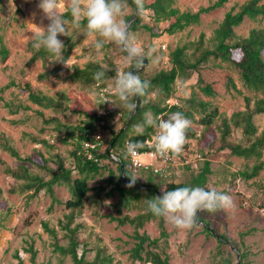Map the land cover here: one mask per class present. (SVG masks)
<instances>
[{"label":"rangeland","instance_id":"rangeland-1","mask_svg":"<svg viewBox=\"0 0 264 264\" xmlns=\"http://www.w3.org/2000/svg\"><path fill=\"white\" fill-rule=\"evenodd\" d=\"M215 1L175 0V6L182 11L195 12L201 6H208ZM245 1L247 0H228L224 6L202 14L199 24L190 25L174 34L165 31L170 21L156 23L151 11H144L142 26L132 32L143 50L147 51L152 47L156 49L155 56H158L159 60L153 63L149 59L141 70V76L151 78L160 70L169 69V53L177 46L186 45L188 52L192 53L202 33L204 45L211 47L215 30L225 13L231 8L237 9ZM38 3L39 0H0V132L11 138L12 144L22 156H32L40 164L48 158V165L53 168H57L59 160H63L66 167L73 168L72 142L63 141L64 132L56 130L57 123H45L44 118L57 117L62 123L78 125L87 117L84 111L92 113L95 107L100 113L108 109L110 114L106 125L99 127L103 142L106 143L114 132L125 127L128 110L115 95L112 78L106 81V89L100 90L99 86L84 89L80 83L70 79L72 67L74 65L84 67L90 61L100 62L107 68L119 66L129 70L130 67L124 65L122 57L125 54L117 45L106 43L98 53L92 47L94 37H86L83 34L84 28L77 30L69 22L67 36L59 37L64 42L72 35V39L76 41L67 62L69 67L64 64L59 75L39 79V74L51 69L54 63L50 61L51 58L47 61L29 62L32 55L29 48L30 36L31 31L35 29L31 23L39 24L42 16L37 8ZM33 12L36 13L35 18L32 16ZM134 12V9L128 5L126 19L134 15ZM47 23L48 21L44 20L43 26ZM144 25L152 29L144 28ZM253 28L264 30V17L257 21L246 19L235 28V32L245 37ZM3 49L8 51L6 57H3ZM226 73L233 75L242 93L231 89L223 96L208 97L196 88L198 97L209 102L213 107L217 106L220 116L210 126H205L199 122L203 114L195 113L197 121H192L191 126L196 129L197 134L194 138L186 140L181 152L182 158H187L191 164L173 170V177H167L168 180L154 176L153 183L164 188L165 183L170 180H175L177 183L189 181L193 174L201 170L205 160H209L212 173L208 175L206 188L228 194L233 204L227 210L199 213L197 220L204 224L197 221L191 229H177L165 219L169 235L167 238H161L159 246L157 248L152 246V249L165 250L171 264H217L224 259H229L233 264H242V262L264 264V169L257 177L245 180L239 175V171L252 166L255 160L238 157L231 154L229 149L222 148L223 120L230 118L236 111L246 109V96L252 97L251 104H253L256 93L244 88L239 72L233 65L211 60L205 66H201L199 71L193 72L188 79L183 77L177 79L178 94L184 103V100L192 94L199 75L206 82L217 81L222 87ZM11 81H15L18 85L6 88ZM25 84H29L34 91L55 97L78 112L43 108L31 103L28 100V91L21 88ZM93 92L97 95L93 96ZM101 98L107 101L104 105L101 103ZM156 98L157 93L149 91L144 103ZM6 101L14 102L16 105L27 104L31 108L11 113L4 105ZM132 101L134 102V98ZM40 113H43L44 117ZM254 122L260 134L264 130V114L255 115ZM133 133V130L129 132V134ZM226 139L229 143L249 142L243 130L234 124L231 125L230 134ZM112 160L116 161L114 158ZM112 160L104 159L103 164L118 173L117 164ZM16 163L17 160L0 147V264H19L17 251L22 264H34L31 260V252L27 250L31 245L37 250L36 264H73L70 256H60L59 253H55L54 238L44 227V223H48L49 226L57 228L60 243L66 244L68 239L64 237L59 221L65 219L64 215L68 210L63 204L53 203L51 196L44 190L34 197L29 196L30 192L17 191L19 181L6 171V167L15 168ZM27 165L33 173L48 177L45 169L33 163ZM192 165H196L197 168H193ZM109 169H104L90 178V195L96 192V187L99 185L111 186ZM134 172L141 177L137 180L138 183H148L150 174H142L136 170ZM76 174L75 171L74 175ZM54 189L59 199L67 200L71 197L67 185L55 186ZM118 199L117 192L109 198L102 194L101 201L90 199L81 211H77L74 224L81 225L79 236L88 249L87 258L91 260L96 253L95 248L101 246L106 247L107 253L114 256L112 264H150L133 260L130 256L129 251L135 244L134 227L130 224L118 225L107 216L110 213L117 215L113 203ZM140 212L141 207H133L124 209L122 215L135 216ZM206 224L211 231L205 230ZM140 232H146L152 238H159L158 220L147 222ZM219 235L226 237L223 243L219 241ZM82 249L83 244L79 248L80 253Z\"/></svg>","mask_w":264,"mask_h":264},{"label":"trees","instance_id":"trees-1","mask_svg":"<svg viewBox=\"0 0 264 264\" xmlns=\"http://www.w3.org/2000/svg\"><path fill=\"white\" fill-rule=\"evenodd\" d=\"M227 1L228 0H216L208 6H201L197 11L192 12L182 11L175 6V0H144V9L145 11H151L152 18L156 23L170 21L171 23L165 31L174 34L190 25L199 24L202 14L209 13L212 10L224 6ZM127 4L135 11L133 0H127ZM132 16L133 15L129 16L128 20ZM262 17H264V0H247L237 9L231 8L225 13L219 27L215 30L211 47L204 45V34L202 33L192 53L188 52L186 45L177 46L169 53V69H162L151 78L141 76V71L137 72L136 74L139 75L142 80L150 82L148 92L155 91L157 93V98L144 103L146 95L143 98H139V104L134 113L126 111L125 127L121 128L118 132H114L109 141L106 143L103 142L101 151L96 153V155L102 159L101 162L91 160L87 157L83 143L87 139L86 134L97 131L100 126L104 127L106 125V120L110 114L108 109H104L100 113L95 107L92 113L84 111L83 113L86 114L87 117L78 125L62 123L57 117L44 118L45 123H57L56 130L64 132L63 141L72 142V156L74 158L73 168L66 167L63 160H59L58 167L53 168L48 165V158H45L43 164H40L39 161L32 156H22L12 144L11 138L0 132V147L9 152L10 155L17 160L15 168L6 167V171L19 181L16 190L22 193L30 192V197H34L44 190L46 194L51 196L53 203L63 204L65 209L68 210V213L64 215L65 219L59 221V226L64 232V237L68 239L66 244L60 243L57 228L49 226L48 223H44L45 230L54 238L53 248L55 253H59L60 256H70L73 264H112L114 256L111 253H107L106 247L97 246L95 248L96 253L94 257L91 260L87 258L88 249L84 246L83 240L80 239L79 236L81 225L74 223L77 217V211H81L88 200L94 199L98 202L101 201L102 194H105V197L109 198L117 192L119 194V199L113 203V208L117 215L110 213L107 216L111 221H116L118 225L130 224L134 227L133 238L135 239V244L129 251L132 259L150 264H171L169 255L165 250L159 251L152 249V246L157 248L160 239L167 238L169 234L166 229L165 218L157 217L148 211L146 199L162 194L163 189L172 190L178 186L206 187L209 181L208 175L212 173L211 162L205 160L201 170L193 174L189 181L177 183L175 180H170L165 183L163 188L153 183L155 179L154 176L160 177L162 180H168L167 177H173L172 172L154 174L153 172L142 169H135L130 164L131 160L126 159L124 156L125 145L130 141L140 140L145 142L146 139L154 133L155 130L153 128H146L143 135H137L135 132L129 134V132L133 130V125L143 122L144 113L147 111H151L154 116L163 114L165 118H167L168 113L179 111L191 121H197L194 115L200 112L203 116L199 122L205 126H210L215 119L220 116L219 109L217 106L213 107L209 102L201 100L197 95L196 88L208 97L223 96L229 93L231 89L242 93V90L238 88L231 73H226V79L222 87L217 81L212 80L206 82L199 75L192 94L184 100V103L181 102L180 105L168 108L165 102L174 94L173 85L179 77L188 79L193 72L199 71L201 66H205L211 60L214 62L219 60L220 63L228 62L233 65L239 72L244 88L256 93L253 104H251L252 97L246 96V109L236 111L230 118H225L223 120L224 144L222 148L229 149L231 154L238 157L255 160L252 166L239 171V175L243 179H253L260 174L264 169V130L258 134V127L254 122V117L255 115L264 114V30L253 28L247 36L243 37L236 34L235 28L240 26L246 19L257 21ZM67 19L71 22L70 16L67 17ZM141 21L142 17H138L130 25V30L135 31L139 29L142 26ZM81 28H83V26ZM144 28L149 30L152 29L147 25H144ZM72 37V35L68 36L63 42L64 51L62 59L66 60V62H68L72 50L76 45V41H74ZM29 48L32 52L29 59L30 63L38 60L47 61L50 58L52 60L56 59V57H51L43 48L40 50L34 49L31 42H29ZM2 52L3 57H6L8 51L3 49ZM53 63L54 65L51 69H46L43 73L39 74V79L43 80L50 76L59 75L64 63L61 61H53ZM72 70L70 79L80 83L84 89H88L91 86H99L98 89L100 90L106 89V81L115 75L114 67L107 68L97 61H90L84 67L74 65ZM129 70L134 69L129 68ZM98 71H103L105 74L104 78L100 81L93 79L94 73ZM13 85L18 84L15 81H11L6 85V88ZM21 88L28 91V100L33 104L43 108L78 112V110L72 109L70 105L63 104L53 96L44 94L41 91L32 90L29 84H25ZM135 101L136 98H134V102ZM103 102L104 99L102 98V105L105 104ZM4 105L10 109L11 113H17L20 110H28L31 108V106L27 104L19 103L16 105L14 102L9 101H6ZM104 111H107V114H104ZM132 114L133 116L131 118ZM40 115L44 117L43 113H40ZM232 124L243 130L244 135L249 139L247 144L241 142H227L226 138L230 134ZM196 134V129L191 126L187 132V139L194 138ZM109 148L110 153L119 158V162H117L116 159V161L112 160L113 158L111 159L108 151ZM178 156H181V153ZM104 159L114 161L117 164L118 173L103 164ZM27 163H33L45 169L48 177L46 178V176L33 173ZM121 165H123L124 174L127 166H129L128 171L130 174L133 173L134 170L142 174H150L148 176V183L144 185L151 188H138L136 186L131 188L126 187L129 180L126 176L125 178L127 180L123 177ZM104 169H109L110 171L109 182L111 186L99 185L96 187V192L90 195V178L99 174ZM75 171L77 172L76 175H74ZM65 185L68 186L71 197L67 200H62L56 196L54 187ZM52 206L53 204H51V207ZM133 207H141V212L135 216H130L128 214L122 215L124 209H132ZM154 219L158 220L160 228L159 238H152L148 233L140 232V229L143 228L147 222ZM205 226V230L211 231L207 224ZM218 239L223 243L226 237L219 235ZM82 244L83 249L80 253L79 248ZM27 250L31 252V260L36 264L37 250L34 249L33 245ZM16 257L19 259V264H22V259L18 251ZM217 264L233 263L229 259H224V261Z\"/></svg>","mask_w":264,"mask_h":264},{"label":"clouds","instance_id":"clouds-1","mask_svg":"<svg viewBox=\"0 0 264 264\" xmlns=\"http://www.w3.org/2000/svg\"><path fill=\"white\" fill-rule=\"evenodd\" d=\"M136 15L143 17L144 0H133ZM38 10L42 13L40 23L35 24L31 31L30 42L34 49L43 48L55 60L61 61L69 67L66 60L62 59L64 43L59 37L68 33L69 20L71 26L79 30L84 28L86 37H94L92 47L99 53L106 43L117 45L122 53L124 65L134 70H125L117 66L112 77L113 91L121 104L129 112H134L137 103L132 98H143L147 95L150 82L142 80L136 73L145 67L149 59L158 62L155 56L156 49L143 50L134 33L130 30L129 21L126 19L128 11L127 0H39ZM35 18L36 13H32ZM47 20L46 26L43 21ZM104 72L94 73L93 79L100 81ZM93 96L97 95L95 92ZM102 99V98H101ZM107 101H104L105 103ZM192 121L182 112H171L167 118L154 116L151 111L144 113L143 122L133 125L137 135H143L146 128H153L151 137L154 152L160 157L178 156L186 143L187 132ZM145 146L144 141H130L125 145L124 156L135 165L140 150ZM117 162L119 158L116 157ZM126 167L125 176L129 182L126 187H133L141 177L135 172L129 173ZM232 198L228 194L213 188L201 186H178L172 190H162L161 195L146 199L148 211L157 217H163L174 224L177 229H191L197 224L198 214L201 212H216L232 207Z\"/></svg>","mask_w":264,"mask_h":264},{"label":"built area","instance_id":"built-area-1","mask_svg":"<svg viewBox=\"0 0 264 264\" xmlns=\"http://www.w3.org/2000/svg\"><path fill=\"white\" fill-rule=\"evenodd\" d=\"M173 88L174 94L165 102V105L168 108L180 105L182 102L180 95L178 94L179 82H177V80L173 85ZM104 114H107V111H104ZM159 116H163V114H160ZM152 135L146 139L145 147L143 150H140V155L137 156L135 165H132V162L130 163L132 167L138 170L142 169L153 172L154 174H162L169 173L170 171L172 172L175 169H180L182 166L184 167L191 164L187 158H182V156L160 157L154 152V149L151 146L153 143L151 140ZM86 137L87 139L83 143V147L86 150L85 154L89 159L101 162L102 159L96 155V153L100 152L103 147V136L100 129L92 133L89 132L86 134ZM192 166L193 168H197L196 165Z\"/></svg>","mask_w":264,"mask_h":264},{"label":"water","instance_id":"water-1","mask_svg":"<svg viewBox=\"0 0 264 264\" xmlns=\"http://www.w3.org/2000/svg\"><path fill=\"white\" fill-rule=\"evenodd\" d=\"M138 18V16L136 15V8H135V12H134V15L129 19V24L131 25L136 19ZM146 62L147 61H145V64H146ZM136 103H137V105L139 104V98H136ZM138 107V106H137ZM137 109V108H136ZM136 109H135V111H136ZM134 111V112H135ZM133 112V113H134ZM132 116H133V114L131 115V118H132ZM108 151H109V153H110V148L108 149ZM110 156L112 157V158H114V159H116V157H115V155L114 154H112V153H110ZM117 160V159H116ZM121 167H122V174H123V177L125 178V174H124V168H123V165H121ZM126 179V178H125ZM127 180V179H126ZM134 186H136V187H138V188H151V187H149V186H147V185H144V184H142V183H138V182H136V184L134 185ZM159 195H161V194H159ZM199 223H202V224H204L202 221H200V220H197Z\"/></svg>","mask_w":264,"mask_h":264}]
</instances>
